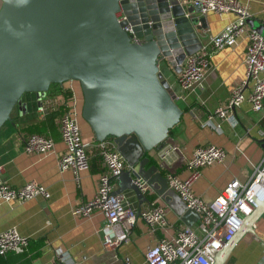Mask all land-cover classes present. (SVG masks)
I'll list each match as a JSON object with an SVG mask.
<instances>
[{"label":"crops","instance_id":"1","mask_svg":"<svg viewBox=\"0 0 264 264\" xmlns=\"http://www.w3.org/2000/svg\"><path fill=\"white\" fill-rule=\"evenodd\" d=\"M239 1L250 13L249 19L253 20V25L264 26L263 0ZM192 16L204 20L203 24H197L196 29L201 44L236 19V14L232 12H208L201 15L195 11ZM247 24L250 25L248 22ZM246 43V38L242 36L235 46L215 51L210 57L209 68L204 73L201 86H195L184 98L176 101L183 112L179 122L170 129L162 147L174 143L181 148L180 153L171 154L165 163H161L158 157L162 147L145 152L138 159L132 153L131 158L137 159L135 170L138 169L139 161L144 158L147 159L145 169L156 165V172L164 178L167 170L185 178L189 170L184 163L194 148L212 143L222 147L226 157L222 162L201 169L199 176L192 182L193 191L205 201H211L232 179L248 181L254 167L264 160V109L253 111L250 103L244 101L234 110L237 121L234 127L217 116L213 117L212 123L220 124L221 131L212 126L201 125V120L208 113L226 105L234 88L245 79L242 59ZM159 68L172 90L176 94L180 93L178 73L170 66L169 61L161 59ZM64 89L71 90L76 100L83 139L93 141V133L80 115L82 93L79 83L71 80L53 84L41 97L40 105L35 93L24 94L10 121L0 128V164L3 167L1 178L15 187L35 180L50 193L48 198L36 197L23 202L0 203V231L15 227L19 233L29 238L28 250L23 253H8L4 256L3 264H54L57 255L62 253H68L79 264H123L124 256L130 257L136 264H144L147 247L160 238L171 237L182 227H191L198 232L199 216L196 212L188 210L176 195L163 197L157 193L162 190L164 183L156 173L149 177L151 188L145 194L148 201L140 204L132 190H125L124 193L138 209L146 208L151 203L164 206L167 217L165 228L151 232L141 217H138L130 240L112 250L103 243L106 219L101 211H93L87 217L73 214V207L90 199L96 191L99 175L103 171L96 149H90L89 168L82 171L78 179L71 169L61 170L57 158L65 147L60 139L57 117L54 118V128L46 129L47 135L55 141L52 152L29 153L23 148L24 137L29 133L25 129L46 120L47 114L42 116L38 110L49 105L51 99L54 105L61 103L64 100ZM246 91H249V86ZM52 108L50 107V112ZM114 183L117 188V181ZM224 264H264V213L258 217L251 232L243 233L237 238Z\"/></svg>","mask_w":264,"mask_h":264},{"label":"water","instance_id":"2","mask_svg":"<svg viewBox=\"0 0 264 264\" xmlns=\"http://www.w3.org/2000/svg\"><path fill=\"white\" fill-rule=\"evenodd\" d=\"M0 1V128L25 93H35L40 105L53 84L71 80L79 83L80 115L95 143L113 138L133 167L143 153L162 147L183 111L159 61H170L178 73L185 56L200 48L196 29L204 20L192 16L195 8L179 0ZM247 22L264 33L263 25ZM146 162L123 170L113 193L132 190L140 204L146 202L134 180L142 176L151 185L156 173L164 183L157 193L179 198L156 165L145 169ZM262 213L264 201L243 218L212 264L225 263L237 238L251 232Z\"/></svg>","mask_w":264,"mask_h":264},{"label":"built area","instance_id":"3","mask_svg":"<svg viewBox=\"0 0 264 264\" xmlns=\"http://www.w3.org/2000/svg\"><path fill=\"white\" fill-rule=\"evenodd\" d=\"M179 3L183 6L191 5L201 15L208 12L218 14L232 12L236 14V19L219 33L210 36L197 51L185 56L178 72L180 93L174 92L175 101L184 98V95L195 86H201L204 73L209 68L210 57L215 51L235 46L238 38L244 36L247 40L242 59L245 79L234 88L226 105L216 108L213 113H208L206 118L201 120V125L212 126L221 131L220 124L212 123L213 117L217 116L234 127L237 124L234 110L244 101L250 103L253 111L263 110L264 33L248 26L247 21L251 15L245 5L239 0H179ZM125 28L129 33L132 32L130 26ZM170 66L173 68L174 65ZM51 101L52 99L49 105L38 111L44 116L50 112V107H53L52 111L59 107L61 109L57 116V127L65 150L57 158L58 167L61 170L71 169L78 179L80 173L89 168V151L92 147L96 149L103 166L94 195L74 206L73 214L87 217L93 211H101L106 219L103 243L112 250L130 240L131 231L138 217H141L151 232L165 228L167 217L164 206L151 203L146 208L138 209L124 191L113 193L116 189L114 182L117 181L119 174L123 170L134 169L118 151L114 139L106 138L98 143L83 139L73 94L71 98H64L57 105ZM54 144L53 137L34 132L26 134L23 148L29 153L46 154L53 151ZM180 151L181 148L177 144H165L158 154L160 162L165 163L171 154ZM225 157L226 152L220 146L212 143L198 145L184 163L189 170L187 177L182 178L173 171H166L168 188L179 196L187 209L198 214V232L191 227H182L173 236L160 238L155 244L147 247L144 264H212L216 252L239 231L243 218L254 210L258 202L264 201V160L254 167L248 181L232 179L211 201H205L193 191L192 182L199 176L201 169L222 162ZM2 172L3 167L0 164V203L49 197L48 189L37 181L30 180L15 187L1 178ZM134 182L141 193L145 195L149 192L151 187L142 176L135 178ZM28 248L29 238L19 233L15 227L0 231V255L5 256L11 252L23 253ZM122 261L123 264H136L128 256H124ZM54 264L79 262L68 253H62L57 255Z\"/></svg>","mask_w":264,"mask_h":264},{"label":"trees","instance_id":"4","mask_svg":"<svg viewBox=\"0 0 264 264\" xmlns=\"http://www.w3.org/2000/svg\"><path fill=\"white\" fill-rule=\"evenodd\" d=\"M62 94L64 96L65 99H69L71 98L72 92L69 89H64L62 91ZM82 105V104H81ZM16 107H14L15 109ZM61 112V109L59 107V109L57 108L55 111H51L50 113H47L46 117H45V121H42L41 123H39V125H33V126H29L27 127L25 130L28 131L29 133H40V134H45L46 133V129H53L54 128V118L56 119V117L59 115V113ZM11 119V115L9 117V119L3 124L5 125L6 123H8ZM153 160H149V162H152ZM4 256L0 255V264L4 263Z\"/></svg>","mask_w":264,"mask_h":264},{"label":"rangeland","instance_id":"5","mask_svg":"<svg viewBox=\"0 0 264 264\" xmlns=\"http://www.w3.org/2000/svg\"><path fill=\"white\" fill-rule=\"evenodd\" d=\"M25 94H26V93H25ZM81 98H82V96H81ZM21 99H22V98H21ZM21 99H20V100H21ZM82 100H83V99H81V104H82ZM19 103H20V101L18 102V104H19ZM18 104H17V105H18ZM17 105H16L15 107H17ZM15 109H16V108H15ZM15 109L12 110L11 116L13 115Z\"/></svg>","mask_w":264,"mask_h":264}]
</instances>
